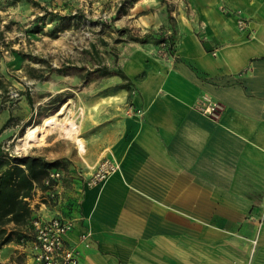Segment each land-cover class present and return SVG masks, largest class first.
I'll return each instance as SVG.
<instances>
[{
    "label": "crops",
    "instance_id": "crops-1",
    "mask_svg": "<svg viewBox=\"0 0 264 264\" xmlns=\"http://www.w3.org/2000/svg\"><path fill=\"white\" fill-rule=\"evenodd\" d=\"M186 1L168 58L138 47L123 63L130 90L119 94L131 93L133 114L84 146L57 200L38 185L28 199L33 216L73 220L65 238L79 264H264V0ZM17 106L28 116L21 96ZM14 112L5 92L1 147L23 126ZM105 155L117 167L86 185ZM23 232L1 246L0 264H36Z\"/></svg>",
    "mask_w": 264,
    "mask_h": 264
},
{
    "label": "rangeland",
    "instance_id": "rangeland-1",
    "mask_svg": "<svg viewBox=\"0 0 264 264\" xmlns=\"http://www.w3.org/2000/svg\"><path fill=\"white\" fill-rule=\"evenodd\" d=\"M181 9L189 11L186 0H0V97L7 92L17 113L10 122L24 120L1 148L9 155L51 152L61 161L63 180L72 178L84 154L59 122L70 121L85 147L98 143L100 133H113L122 113L133 114L131 93L120 95L123 77L98 68L123 69L138 47L168 58ZM20 96L29 110L26 117L18 111ZM41 123L46 124L41 141L18 148L27 128Z\"/></svg>",
    "mask_w": 264,
    "mask_h": 264
},
{
    "label": "trees",
    "instance_id": "trees-1",
    "mask_svg": "<svg viewBox=\"0 0 264 264\" xmlns=\"http://www.w3.org/2000/svg\"><path fill=\"white\" fill-rule=\"evenodd\" d=\"M146 33L142 40H146ZM102 74H117L126 79L120 87L129 89L128 77L122 69H110L106 65L98 68ZM59 159L47 160L33 154L9 155L0 146V248L13 238H24L23 229L32 230L31 207L28 199L38 185L46 189L43 179L52 168H59Z\"/></svg>",
    "mask_w": 264,
    "mask_h": 264
},
{
    "label": "built area",
    "instance_id": "built-area-1",
    "mask_svg": "<svg viewBox=\"0 0 264 264\" xmlns=\"http://www.w3.org/2000/svg\"><path fill=\"white\" fill-rule=\"evenodd\" d=\"M245 20L241 17L237 25L242 27ZM213 103L206 100L202 106L205 113H211ZM117 167L113 158L102 157L94 166L91 175L85 180L86 185H93L101 182L106 176ZM61 169L52 168L43 179L46 185V192L54 200H57L58 181L61 178ZM57 198V199H56ZM32 226V249L33 260L36 264H79V250L75 244L66 242V235L73 227V220L67 217L53 215L50 217L33 216ZM89 232L84 231L79 235V240L84 244L88 243ZM24 240V238H21ZM20 240V241H21Z\"/></svg>",
    "mask_w": 264,
    "mask_h": 264
},
{
    "label": "bare ground",
    "instance_id": "bare-ground-1",
    "mask_svg": "<svg viewBox=\"0 0 264 264\" xmlns=\"http://www.w3.org/2000/svg\"><path fill=\"white\" fill-rule=\"evenodd\" d=\"M59 124L61 125V128L68 136L73 137L78 142L79 150L80 152H83L84 142H83V138L79 136V134H77L78 133L77 128L74 126L72 127L70 121L66 123L59 122ZM45 128H46V124H41L37 127H31V126L28 127L27 130L23 133V135L18 138L17 140L18 142L16 146L19 148L30 145L33 142L39 143L44 135Z\"/></svg>",
    "mask_w": 264,
    "mask_h": 264
}]
</instances>
